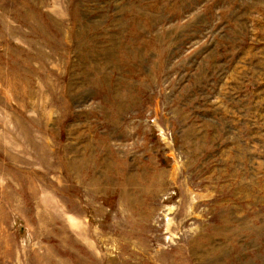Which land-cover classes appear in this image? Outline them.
<instances>
[{"label":"rangeland","instance_id":"rangeland-1","mask_svg":"<svg viewBox=\"0 0 264 264\" xmlns=\"http://www.w3.org/2000/svg\"><path fill=\"white\" fill-rule=\"evenodd\" d=\"M0 264H264V0H0Z\"/></svg>","mask_w":264,"mask_h":264}]
</instances>
